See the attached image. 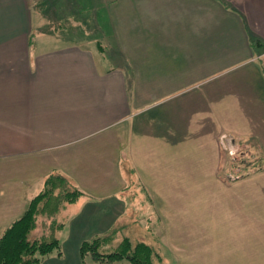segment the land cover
Masks as SVG:
<instances>
[{"label":"crops","instance_id":"obj_1","mask_svg":"<svg viewBox=\"0 0 264 264\" xmlns=\"http://www.w3.org/2000/svg\"><path fill=\"white\" fill-rule=\"evenodd\" d=\"M103 3L104 24L92 20L79 43L38 48L27 39V15L0 41V238L50 175L83 194L59 215L58 232L65 224L69 236L83 235V227L73 229L87 225L80 215L104 232L126 209L123 195L136 193L131 165L141 131L183 161L194 135L199 145L210 136L216 149L223 132L204 127L222 125L228 112L260 127L264 139V0ZM223 74L234 80L222 82ZM229 141L232 153L248 148ZM60 247L61 256L41 264L64 263Z\"/></svg>","mask_w":264,"mask_h":264},{"label":"rangeland","instance_id":"obj_2","mask_svg":"<svg viewBox=\"0 0 264 264\" xmlns=\"http://www.w3.org/2000/svg\"><path fill=\"white\" fill-rule=\"evenodd\" d=\"M24 1L25 9L22 0H0V41L21 30L27 15V39L38 48L79 43L83 41L81 30L92 28V20L104 24L107 8L103 0ZM59 29L62 31L57 33ZM54 35L58 40L53 41ZM221 80H234V74H223ZM149 116L144 114L138 123L145 127ZM225 116L222 125L204 127L223 132L216 149L208 144L210 136L199 145L194 135L185 161L169 159L167 146L159 142L153 147L149 133L141 131L143 137L131 165L136 193L123 195L121 208L117 207L126 209L119 219L110 218L104 232H94L90 218L84 215L77 222L87 225H73L74 231L83 227V235L69 236V226L64 224L63 233H55L65 259L59 264H100L91 257L80 261L74 250L76 243L95 238H99L100 254L115 252L124 239L133 245L142 242L152 249L154 264H264V172H259L264 168V139L260 127L234 121L230 112ZM235 133L243 135L241 140ZM229 140L234 145L246 143L248 150L244 147L232 153ZM47 233L48 229L38 226L29 240ZM118 262L130 264H108Z\"/></svg>","mask_w":264,"mask_h":264},{"label":"trees","instance_id":"obj_3","mask_svg":"<svg viewBox=\"0 0 264 264\" xmlns=\"http://www.w3.org/2000/svg\"><path fill=\"white\" fill-rule=\"evenodd\" d=\"M82 195L81 191L71 187L65 177L48 176L42 190L28 203L24 216L2 234L0 264H41L52 254L61 256L60 243L55 236L63 227L59 215L66 206L76 203ZM38 226L48 229V233L29 240L30 234ZM98 245L99 238L82 242L79 247L80 260L83 262L86 257H91L100 264L116 261L154 264L152 249L142 242L133 245L129 239H124L118 250L110 254H100Z\"/></svg>","mask_w":264,"mask_h":264}]
</instances>
